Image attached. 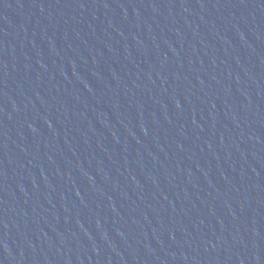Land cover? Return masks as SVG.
<instances>
[{
    "label": "water",
    "instance_id": "95a60500",
    "mask_svg": "<svg viewBox=\"0 0 264 264\" xmlns=\"http://www.w3.org/2000/svg\"><path fill=\"white\" fill-rule=\"evenodd\" d=\"M0 264H264V0H0Z\"/></svg>",
    "mask_w": 264,
    "mask_h": 264
}]
</instances>
